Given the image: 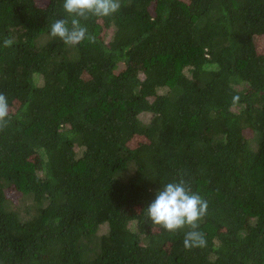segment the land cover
<instances>
[{"label": "trees", "instance_id": "obj_1", "mask_svg": "<svg viewBox=\"0 0 264 264\" xmlns=\"http://www.w3.org/2000/svg\"><path fill=\"white\" fill-rule=\"evenodd\" d=\"M42 1L0 0V264H264V0H120L73 46ZM181 178L203 247L145 214Z\"/></svg>", "mask_w": 264, "mask_h": 264}, {"label": "clouds", "instance_id": "obj_2", "mask_svg": "<svg viewBox=\"0 0 264 264\" xmlns=\"http://www.w3.org/2000/svg\"><path fill=\"white\" fill-rule=\"evenodd\" d=\"M66 18L56 19L50 25V36L59 38L64 44L79 45L86 39L95 42V38L88 31L81 20L90 16L108 17L119 11L120 0H63ZM11 38L3 40L5 48L12 47ZM239 97H233V104L238 103ZM10 104L8 97L0 93V130L6 128L10 122ZM208 202L198 193L193 192L191 186L181 178L178 182H169L157 192L155 199L146 208L145 214L154 225L166 231L176 232L185 227L183 244L185 248L203 247L206 239L199 229V221L207 215Z\"/></svg>", "mask_w": 264, "mask_h": 264}, {"label": "rangeland", "instance_id": "obj_3", "mask_svg": "<svg viewBox=\"0 0 264 264\" xmlns=\"http://www.w3.org/2000/svg\"><path fill=\"white\" fill-rule=\"evenodd\" d=\"M38 4L40 6H44L46 4V2L42 1V0H38ZM110 35H111V32L107 35L108 40H110ZM7 193H8V198L11 199L12 201H14V202H19L20 201L21 195L19 193L15 192L13 189L7 190ZM106 231H107V226H103L101 228L100 233H105Z\"/></svg>", "mask_w": 264, "mask_h": 264}]
</instances>
